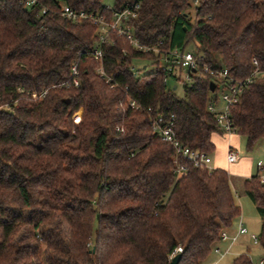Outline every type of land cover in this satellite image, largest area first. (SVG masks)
<instances>
[{"label":"trees","instance_id":"trees-1","mask_svg":"<svg viewBox=\"0 0 264 264\" xmlns=\"http://www.w3.org/2000/svg\"><path fill=\"white\" fill-rule=\"evenodd\" d=\"M40 1L47 14L0 0V264H169L178 247L179 264H203L241 215L231 176L184 159L178 174L148 109L174 116L178 139L211 155L213 136L224 134L207 107L218 101L212 80L184 82L180 97L168 79H181L161 55L111 33L102 47L111 89L92 56L98 27L70 21L62 9L110 18L128 0L113 8L102 0ZM130 23L142 45L192 44L236 79L264 70V0H144ZM140 60L153 70L139 68ZM231 115L248 149L264 139V79L245 89ZM243 188L262 220L264 251V183L252 176ZM55 223L67 227L66 237ZM232 264L254 263L244 253Z\"/></svg>","mask_w":264,"mask_h":264},{"label":"built area","instance_id":"built-area-1","mask_svg":"<svg viewBox=\"0 0 264 264\" xmlns=\"http://www.w3.org/2000/svg\"><path fill=\"white\" fill-rule=\"evenodd\" d=\"M143 1L144 0H128L119 9L113 11L110 18L93 12H78L67 6L63 7L62 16L72 22L86 21L93 23L98 27V38L92 56L97 63L96 73L110 85L111 89H115L117 86L115 80L112 79V77H110L105 70L102 47L107 44H111L112 41L110 40V34L116 33L118 36L126 38L139 52L161 55L163 68L165 70L169 72L177 70L185 71L187 81H191L194 77L201 80L211 79L212 82L216 84L215 91L218 101H211L208 103V111L216 115L219 129L222 130L224 134L235 133L231 107L239 102L245 89L248 88L255 80L264 79V70H261L258 67V63L254 61V65L258 68L254 70L253 74L245 79H236L230 75L228 69L216 68L208 64L203 55H195L189 50H163V40H160L156 44L150 46L142 45L134 36L130 22L138 17ZM19 2L25 9L41 7L43 14H47L49 12L48 8L44 7L40 0H19ZM131 71L135 76H137L138 70L135 67L131 68ZM71 73L74 85L79 86L80 79L77 63H74L72 66ZM218 91H220V94ZM131 106L133 108L140 109L139 105L135 102H131ZM148 112L151 114L153 132L162 141L168 143L174 149L175 165L178 174L186 170V167L180 164V159L189 161L195 167L206 166L209 170H213L212 157L210 154L199 150H193L184 145L178 139L177 132L175 130L174 116L165 117L162 114L154 115L151 109H148ZM79 115L80 113L76 114L75 118ZM238 161V153L234 150L229 151L227 155L228 164H235ZM258 170L259 173L264 170V166L261 163L258 164ZM259 179L261 183H264V175H259ZM240 236H249L253 244L259 246V237L255 234H250L248 229L242 224L238 228V234L234 237H230L228 235L227 229L223 230L221 234V241L225 242L231 240L232 242H236ZM182 252L183 248L178 247L172 256H170V261ZM215 252L220 257H224L228 254V251L222 252L219 249H215ZM260 264H264V261H261Z\"/></svg>","mask_w":264,"mask_h":264},{"label":"rangeland","instance_id":"rangeland-1","mask_svg":"<svg viewBox=\"0 0 264 264\" xmlns=\"http://www.w3.org/2000/svg\"><path fill=\"white\" fill-rule=\"evenodd\" d=\"M102 3L105 6L110 7V8H113V6H114V0H102ZM193 47L194 46L192 44H190L188 46V50L193 51ZM136 64L139 68L147 66V71H151L154 68L152 65L149 64L148 61H144V60L137 61ZM175 75L177 77H180L181 81H177L175 79H168V86L172 87V88L176 87L177 95L182 97L184 94V84L187 81L186 80V72L177 70L175 72ZM218 93L220 94V91H218ZM221 105H222V103H221ZM236 135L239 136V142H237L236 145H234L236 152L239 153L240 159L242 161H244L246 159L248 161V163L245 165V168H243L242 170L247 171V172H251L252 176L264 175V170H262L260 173L258 170V164L259 163H261L264 166V139L258 141L252 149H248L247 138L245 136L239 134V133H236ZM224 157H225V154L223 153L222 159H224ZM241 160H239L238 162H240ZM238 162L236 164H238ZM213 166H214V163H213L212 167ZM221 166H223V165L221 164ZM246 178L247 177H244V176L240 177L237 175L236 176L231 175L232 184L234 185L233 188L235 191L236 201H237L238 205L241 207V215L239 218L243 219L244 225L248 229L250 234H255L258 236L261 232L262 220H261L259 214L257 213L255 205L249 199V197L246 195V193L244 191L243 181ZM237 223L238 222L236 221L235 225ZM55 225H56L55 227H59V230H61L63 232L64 236L66 237L67 236V227L65 225H61V224L58 225L56 223H55ZM34 246H35V243H34ZM43 248H45V246H43ZM236 257L237 256H234L233 258H236ZM251 258H252V261L254 264H260L261 261H264V251L259 249V248H257L256 251L252 250Z\"/></svg>","mask_w":264,"mask_h":264},{"label":"crops","instance_id":"crops-1","mask_svg":"<svg viewBox=\"0 0 264 264\" xmlns=\"http://www.w3.org/2000/svg\"><path fill=\"white\" fill-rule=\"evenodd\" d=\"M212 142L215 146V150L211 154V157L214 155L212 157V165L214 163V166L212 168L214 170L224 169L230 174V176L237 175L240 177L244 176L247 178H250L252 176L251 172L242 170L243 168H245V165L248 163L247 159L242 161L239 156V160H241L242 162L240 161L238 162V164L235 163L231 165L228 164L227 162V155L229 151H232V150L236 151L234 145H236V143L239 142V136H237L236 133L216 134L213 136ZM223 153L225 154L224 159H222ZM221 164L223 166H221ZM236 221L238 223L235 225ZM236 221L234 222L233 226L230 229H227V233L230 237L236 236L238 234V228L240 227V225L241 224L244 225L242 218H239ZM257 248L261 249L259 246L253 244L249 236H240L236 242H232L231 240L225 241V242L221 241V243H219V245L215 247V249H219L222 252L228 251V254H226L224 257H220L215 252V249H214V251L203 262V264H232L233 260L235 259L233 258L234 256H239L241 254L248 253L251 257L252 250L256 251Z\"/></svg>","mask_w":264,"mask_h":264},{"label":"water","instance_id":"water-1","mask_svg":"<svg viewBox=\"0 0 264 264\" xmlns=\"http://www.w3.org/2000/svg\"><path fill=\"white\" fill-rule=\"evenodd\" d=\"M211 92H215L216 90V84L214 82L210 83ZM182 258V254L176 255L169 264H179L180 260Z\"/></svg>","mask_w":264,"mask_h":264}]
</instances>
